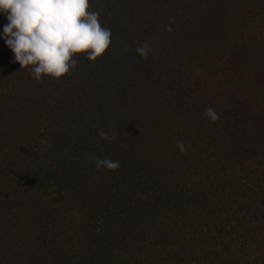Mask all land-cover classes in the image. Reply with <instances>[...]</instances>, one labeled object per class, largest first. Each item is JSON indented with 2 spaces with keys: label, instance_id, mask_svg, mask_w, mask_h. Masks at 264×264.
<instances>
[{
  "label": "trees",
  "instance_id": "1",
  "mask_svg": "<svg viewBox=\"0 0 264 264\" xmlns=\"http://www.w3.org/2000/svg\"><path fill=\"white\" fill-rule=\"evenodd\" d=\"M89 10L110 46L59 80L0 39V264H264V0Z\"/></svg>",
  "mask_w": 264,
  "mask_h": 264
},
{
  "label": "clouds",
  "instance_id": "2",
  "mask_svg": "<svg viewBox=\"0 0 264 264\" xmlns=\"http://www.w3.org/2000/svg\"><path fill=\"white\" fill-rule=\"evenodd\" d=\"M89 8L90 0H0V15L7 20L0 39L14 54L12 62L30 69L33 79L59 80L77 68L78 54L95 62L110 46L111 29L102 25L99 11ZM135 51L146 58L151 48L138 41ZM203 115L213 122L218 119L212 107L205 108ZM97 135L108 141L116 139L104 130ZM177 147L183 152L190 146L178 141ZM90 159L98 171L120 167L118 160L108 157Z\"/></svg>",
  "mask_w": 264,
  "mask_h": 264
}]
</instances>
